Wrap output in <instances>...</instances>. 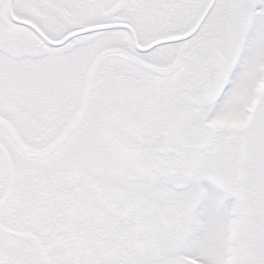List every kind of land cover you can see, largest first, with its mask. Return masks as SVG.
I'll use <instances>...</instances> for the list:
<instances>
[{
    "label": "snow or ice",
    "instance_id": "snow-or-ice-1",
    "mask_svg": "<svg viewBox=\"0 0 264 264\" xmlns=\"http://www.w3.org/2000/svg\"><path fill=\"white\" fill-rule=\"evenodd\" d=\"M0 264H264V0H0Z\"/></svg>",
    "mask_w": 264,
    "mask_h": 264
},
{
    "label": "rangeland",
    "instance_id": "rangeland-1",
    "mask_svg": "<svg viewBox=\"0 0 264 264\" xmlns=\"http://www.w3.org/2000/svg\"><path fill=\"white\" fill-rule=\"evenodd\" d=\"M202 184L213 196L224 199L225 208L230 205V199L228 197H225V194L216 185L207 180L202 181Z\"/></svg>",
    "mask_w": 264,
    "mask_h": 264
},
{
    "label": "flooded vegetation",
    "instance_id": "flooded-vegetation-1",
    "mask_svg": "<svg viewBox=\"0 0 264 264\" xmlns=\"http://www.w3.org/2000/svg\"><path fill=\"white\" fill-rule=\"evenodd\" d=\"M229 199H230V205L228 206V207H230L231 206V204H232V202H233V200H232V198L231 197H228Z\"/></svg>",
    "mask_w": 264,
    "mask_h": 264
}]
</instances>
